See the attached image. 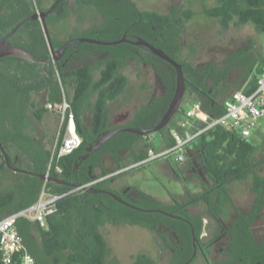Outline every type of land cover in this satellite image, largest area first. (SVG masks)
<instances>
[{
	"label": "trees",
	"instance_id": "trees-1",
	"mask_svg": "<svg viewBox=\"0 0 264 264\" xmlns=\"http://www.w3.org/2000/svg\"><path fill=\"white\" fill-rule=\"evenodd\" d=\"M54 2L46 15L54 50L77 36L102 40L143 38L181 64L185 79L182 101L185 96H191L210 117L216 118L225 112L224 101L228 97H225V90L229 88L227 77L232 68L241 69L235 84L239 82V89L249 94L255 89L256 76L264 67L262 57L255 60L247 54L229 56L220 64H193L181 59L184 26L195 11L181 6H173L168 12L142 10L133 0H74L73 3L69 0H0V37L19 20L36 11H46ZM88 7L100 16L98 23L86 28H73L74 31L63 38L52 33L51 25L64 22L71 12ZM202 10L206 16L216 18L223 28L231 23L250 22L257 31H264V0H216V4L204 6ZM8 41L43 61L32 62L17 56L0 57V142L12 166L46 173L70 183L81 185L90 182L88 165L107 141L78 165L77 162L85 148L110 127L107 123L108 104L116 100L128 85V77L122 70L128 58L146 64L156 76L162 77L168 101L174 93L175 69L145 46L127 41L111 45L77 42L68 45L55 59L40 19L24 21ZM101 54L106 55L102 59L91 60V57L98 58ZM96 71L97 77L94 75ZM63 97L70 103L81 142L72 151L58 155L65 123L59 128L54 151H51L42 137L34 140L35 129L31 125L30 114L41 121L50 113L45 104L56 105ZM185 110L178 108V118L184 116ZM130 124L143 128L155 125L156 121L150 117ZM173 125H179L178 121L174 120ZM158 132L165 140L164 148L174 145L171 127ZM120 134L129 138L130 144L140 138L139 134L129 131ZM141 136H145L142 138L143 150L134 158L135 162H141L147 156L148 148L153 147L147 140V134ZM191 145L196 154L202 155L205 171L214 181L212 191L204 192L198 198L212 205L214 194L222 205L225 200H231L228 185L232 181L250 179L255 201L253 214H259L264 206V176L257 173L256 167L264 163V155L260 160L255 159L258 149L253 140L235 130L215 125L202 132ZM107 184L108 179H105L93 186L107 188ZM42 190L58 195L54 210L45 217V225L24 215L16 218L23 245L36 264L45 261L42 255H46L47 262L51 264H119L110 254L101 228L107 222L133 224V221L114 217L111 197L103 192H89L47 181L34 173L14 171L7 166L0 151V219L34 205ZM154 263L148 254L137 253L132 256L130 264Z\"/></svg>",
	"mask_w": 264,
	"mask_h": 264
},
{
	"label": "flooded vegetation",
	"instance_id": "flooded-vegetation-1",
	"mask_svg": "<svg viewBox=\"0 0 264 264\" xmlns=\"http://www.w3.org/2000/svg\"><path fill=\"white\" fill-rule=\"evenodd\" d=\"M128 60L132 59L128 58L126 62ZM156 77L155 87L146 93L141 103L128 104L117 113L109 111V128L133 126L131 122H139L143 118L151 117L156 124L161 120L171 99L167 100V87L162 77ZM230 89L231 85L225 92ZM176 112L160 130L172 126ZM139 136L137 142L130 144L129 138L120 132L115 133L88 165L93 169L92 172L88 168L92 178L90 183L108 179L104 189L116 196L106 193L114 202V217L133 221V224L107 222L103 226L110 224L143 229L153 239L154 254L140 253L148 254L154 259V264H264V206L254 216V193L248 186V180L232 181L228 185L231 200H225L221 205L219 197L213 194L214 203L209 205L198 197L212 191L214 181L205 171L202 155L196 158L199 153H186L181 161L165 159L162 163L164 170L172 168V177L181 183L182 191H167L166 200L153 196L141 190L136 182H129L125 178L126 170L122 169L130 164H135L130 167L134 168L144 163L134 161L143 150L142 138L145 136ZM38 137L36 134L33 136L34 140ZM189 148L193 149V146ZM237 183L247 184L249 189V199L242 204L232 187Z\"/></svg>",
	"mask_w": 264,
	"mask_h": 264
},
{
	"label": "rangeland",
	"instance_id": "rangeland-1",
	"mask_svg": "<svg viewBox=\"0 0 264 264\" xmlns=\"http://www.w3.org/2000/svg\"><path fill=\"white\" fill-rule=\"evenodd\" d=\"M133 1L142 10L168 12L173 6H181L192 8L195 11V15L184 26V32L181 37L183 47L179 54L181 59H187L193 64L204 62H217L220 64L225 62L224 60L229 56L241 57L247 54L255 60L264 57V31H257L250 22L244 24L231 23L229 27L223 28L216 18L208 17L203 13V7L216 4V0ZM73 2L74 0H69V3ZM81 14L83 17L80 18ZM98 21H100V16L88 7L77 12H71L66 21L53 24L50 29L53 34L63 38L73 28H86L98 23ZM123 70L129 77L128 85L123 93L122 101L119 99V101L114 100L115 102H110L109 105L112 113H117L122 108L127 107L128 104L141 103L146 93L156 85L157 77L152 68L146 64L135 60H128L124 64ZM240 70V68L234 67L229 71L228 81L232 89L228 91V94L232 93L235 88H238L240 83H235ZM33 97L37 99L36 95H33ZM192 99L191 96H185L179 107L187 109ZM60 118L57 107L54 110H50V113L44 116L41 121L30 114L31 125L35 129L32 132L42 137L46 143V147L51 149V151L57 139ZM179 120L180 117L178 118V115H176L175 121ZM256 127L253 130V134H250L251 136L249 137H259L256 138V142L259 143L257 151V158H259L261 152L264 151V125H260V128ZM154 134L155 137L151 141L153 146L159 143L160 137L158 131H155ZM167 158L174 159V154H168L141 163L134 168L123 167L122 169L126 170L125 178L129 182H136L141 190L166 200L168 199L167 191L181 192L183 188L181 183L172 177L171 167L163 169L162 163ZM258 172L264 175V164L258 168ZM187 186H190V184ZM197 187L199 188L200 186ZM232 187L239 203L242 204L248 201L249 189L247 188V184L237 183L232 185ZM45 197L44 195L43 198ZM101 229L108 242L110 254L116 257L119 264H130L132 256L140 252H147L151 256L154 254L153 239L151 235L141 228L108 224Z\"/></svg>",
	"mask_w": 264,
	"mask_h": 264
},
{
	"label": "built area",
	"instance_id": "built-area-1",
	"mask_svg": "<svg viewBox=\"0 0 264 264\" xmlns=\"http://www.w3.org/2000/svg\"><path fill=\"white\" fill-rule=\"evenodd\" d=\"M45 106L49 110H54L57 107L61 117L59 128L65 123L57 154L62 155L78 147L81 138L76 132L74 114L69 101L63 97L60 103L54 105L47 102ZM224 106L225 112L215 118L210 117L198 101H192L185 110L184 116L180 117L179 125L171 127V135L175 140L174 145L158 151L149 147L147 156L141 162H148L168 154H174V159L181 161L191 143L202 132L215 125L235 130L241 136L248 137L264 116V67L256 76V87L252 92L246 94L242 90L236 89L225 98ZM199 121L202 122V125L196 126L195 124ZM146 137L151 142L153 132L148 133ZM89 184L92 182L84 185ZM44 195L45 198H43ZM57 198L58 195H52L42 190L34 205L0 219V261L2 264H36L34 257L23 245L22 237L16 227V218L24 215L37 220L40 225H45V217L54 210V201Z\"/></svg>",
	"mask_w": 264,
	"mask_h": 264
},
{
	"label": "water",
	"instance_id": "water-1",
	"mask_svg": "<svg viewBox=\"0 0 264 264\" xmlns=\"http://www.w3.org/2000/svg\"><path fill=\"white\" fill-rule=\"evenodd\" d=\"M55 2L46 11H42V12L36 11L32 15H30L24 19L19 20L15 24L14 27H12L7 33L2 35L0 37V57L17 56V57H21L23 59H26V60H29L32 62H38V63L43 62L41 59L36 58L30 51L26 50L25 48L13 45L11 42L8 41V37L13 32H15V30L24 21H26L28 19H40L42 22V25H43V29H44L47 41L50 45V48L52 50V54L55 57V59H58L64 53L65 48L68 45L73 44V43L88 42V43H95V44H102V45H111V44H116V43L121 42V41H127L130 43L138 44V45L145 46L146 48H148L153 54L162 58L164 61H166L168 64H170L175 69V74H176L174 93L172 95V98L169 102V105H168L163 117L161 118V120L157 124L150 126V127H143V128L142 127H133V126H118V127L106 129L105 131H103L99 135V137L96 139V141L94 143L89 144L85 148V153L80 155L79 161L77 162V165L80 163V161L86 159L92 152H94L96 149H98L100 146H102L106 141H108L117 132L129 131V132L136 133L139 135H145V134L160 130L168 122L170 117L178 110V108L181 104L184 92H185V79H184V75L182 72L181 64L179 62H177L175 59L171 58L161 48L154 46L153 44L149 43L148 41H146L140 37H137L135 40L127 39L125 37H122L120 39H114V40H102V39H97V38L87 37V36H77V37H72V38L68 39L58 49L54 50V48L52 46L51 39H50L48 26L46 23V15L51 11ZM195 125L201 126L202 122L199 121ZM0 151L3 154L4 160L7 164V166L14 171L34 173V174L40 176L42 179L47 180V181H52V182H56V183H60V184H66L72 188H82L83 190L89 191V192H103V193H107L109 195L115 196L112 192L108 191L107 189L96 188L93 186V184H89V185L81 184L80 185L77 183H70V182H67V181L60 179L58 177H53L51 175H48L46 173H35V172H32L26 168L12 166L10 164L9 159H8L6 150L4 149V146L2 145L1 142H0ZM194 152L195 151H193V149H190L189 147L186 150V153H188L189 155L193 154ZM197 156L200 157L201 155L198 154ZM138 163H140V162H138ZM134 165L135 164H132L128 167H132Z\"/></svg>",
	"mask_w": 264,
	"mask_h": 264
},
{
	"label": "crops",
	"instance_id": "crops-1",
	"mask_svg": "<svg viewBox=\"0 0 264 264\" xmlns=\"http://www.w3.org/2000/svg\"><path fill=\"white\" fill-rule=\"evenodd\" d=\"M71 32V31H70ZM65 37H66V35H65ZM60 38H62V37H60ZM106 54H101V55H99V57L97 58V57H95V58H92L91 57V60H97V59H102L104 56H105ZM263 59H264V57H262ZM260 60V59H259ZM122 70H123V68H122ZM123 72L127 75V73L123 70ZM94 75H95V77H97L98 76V71H96L95 73H94ZM127 77H128V75H127ZM128 81H129V77H128ZM240 87L238 86V89H239ZM126 89V88H125ZM239 90H241V89H239ZM124 93V92H123ZM123 93L116 99V101H119V99L122 101V99H123ZM226 95H229L228 94V92H225V97H226ZM192 101H194L193 99H192ZM192 101L189 103V104H191L192 103ZM109 104H110V102H109ZM108 104V107H109V111H111V109H110V105ZM188 104V105H189ZM190 106V105H189ZM260 122V123H259ZM259 122H258V124H257V127L256 128H260V125H264V116L259 120ZM172 127V126H171ZM254 130V129H253ZM253 130L251 131V135L253 134ZM158 135L160 136L159 137V143L157 144V145H154L153 146V148L155 149V150H161V149H165L164 147H163V145H164V143H165V140L163 139V137H162V135L158 132ZM251 135H249V136H251ZM248 136V138H250V139H252L253 140V142L255 143V145H256V147H257V149L259 148V143H257L256 142V138H259L258 136H252V137H249ZM154 137H155V134H154V132H153V139H154ZM153 139H152V141H153ZM258 151V150H257ZM257 151H256V160H260L262 157H263V155H264V151L263 152H261V156L259 157V158H257ZM195 153V152H194ZM196 158H198L197 157V155H196ZM168 159V158H167ZM174 161H176L175 159H173ZM112 163H113V161H111ZM136 163V162H135ZM264 163H262V164H260V165H258L257 167H256V171H257V173L259 174V175H261V176H264V175H262L261 173H259L258 172V168L261 166V165H263ZM90 169V171H92L93 172V169L92 168H89ZM248 180V186H250L251 185V183H250V179H247ZM30 219H32L31 217H30ZM42 259L43 260H45V261H43V263L42 264H51L50 262H47V256L46 255H42Z\"/></svg>",
	"mask_w": 264,
	"mask_h": 264
}]
</instances>
